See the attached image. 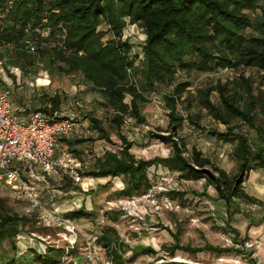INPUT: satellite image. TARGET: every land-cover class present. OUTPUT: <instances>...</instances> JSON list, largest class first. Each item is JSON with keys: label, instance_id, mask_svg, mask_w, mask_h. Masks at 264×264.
Listing matches in <instances>:
<instances>
[{"label": "trees", "instance_id": "16d2710c", "mask_svg": "<svg viewBox=\"0 0 264 264\" xmlns=\"http://www.w3.org/2000/svg\"><path fill=\"white\" fill-rule=\"evenodd\" d=\"M260 1L12 0L9 19L0 24V47H6V52L15 55L13 58H8L9 55L5 57L13 67H27L29 73H32L33 65L39 64L38 59L46 62L47 66L56 62L64 64L66 68L62 71L81 74L112 107V123L118 131L121 147L116 151H106L96 159V168L82 172L83 176L121 178L123 186L114 194L129 197L151 188L148 168L160 165L177 172L178 177L184 180L204 179L205 186H213L217 199L224 203L226 215L231 217L234 199L247 204L261 202L248 194L242 183L251 170H264V134L262 129H258L260 144L254 149L248 137L235 132L232 126L233 121L238 120L255 127L256 101L250 79L241 75L240 81L218 82L197 91L199 105L227 129L213 130L211 134L225 142L234 138L231 155L238 164L235 175H229L196 147H191L188 155H185L188 150L177 132L184 120L196 124L192 115L184 116L177 110L178 99L188 86L187 82L176 84L172 93L163 96L170 110V131L167 134L150 133V137L170 146L167 156L137 158L130 152L134 142L120 134L119 128L125 117L133 118L138 123L144 122L140 103L148 99L143 92L152 91L158 85L172 84L177 69L208 72L242 67L256 69L264 80V4L261 5ZM5 2L0 0V8ZM258 9L261 14L254 17L247 13ZM42 18L49 21L50 30L45 36H40L36 30L44 28ZM103 23L106 29H99ZM127 24L140 26L145 34L141 47L142 59L138 64L135 55H132L131 45L122 39V31ZM248 28H253L255 33L247 34ZM107 33L110 36L104 40ZM55 34H58V39H48V36ZM26 39L34 42L35 52L27 51ZM51 40L56 44H50ZM35 54L38 58H35ZM134 76L140 78L139 87L134 83ZM242 85H245L244 89H241ZM212 91L217 93L218 102L211 100ZM127 97L128 102L125 101ZM64 99L57 94L47 97L50 107L43 106L39 110L48 112L51 108H58ZM83 114L88 117L99 138L110 142L109 132L100 125V121L90 114ZM62 140L70 144L73 142L65 136L57 139L58 142ZM75 142L82 143L84 140L76 139ZM170 196L182 198L183 193L173 192ZM3 207L4 199L0 197V248L6 240L10 246V250L0 249V264H60L63 257L69 254L64 247L51 246H46L42 253L34 248L18 252L14 240L22 227L36 221L28 215L6 213ZM81 208L64 215L80 218L91 214ZM121 214L122 211H113L110 219L116 221ZM224 230L234 234L236 241L237 230L231 227ZM171 234L174 242L164 247L171 256L176 250L192 254L207 251L219 255L240 252L233 246L209 243L195 248L184 247L179 244L178 233ZM97 240L105 248L110 264H126L125 243L119 239L114 227L106 226ZM136 254L137 251H133L132 256Z\"/></svg>", "mask_w": 264, "mask_h": 264}, {"label": "rangeland", "instance_id": "374dc122", "mask_svg": "<svg viewBox=\"0 0 264 264\" xmlns=\"http://www.w3.org/2000/svg\"><path fill=\"white\" fill-rule=\"evenodd\" d=\"M260 4L263 5L264 0L260 1ZM247 13L254 17L261 14V11L258 9L247 11ZM6 14L5 20H8L9 12L6 11ZM41 21L44 29L50 30L47 18H42ZM99 29H106V25L101 24ZM122 33V39H126L131 45L136 63H140L141 47L145 38L142 28L136 24H127ZM246 33L255 32L253 28H248ZM109 36L110 34L107 33L103 37L104 40ZM48 39H58V34L48 36ZM49 43L56 44L52 40ZM5 48L0 47V80L10 90V99L15 104L13 109L17 114L27 116L32 111L47 105V97L55 94L65 99L76 96L81 101L85 114L98 119L100 125L109 132L110 142L100 139L98 132L86 116L78 134L72 133L66 136L73 141L71 144L66 140L57 141L58 148L67 145L68 150L81 161L83 173L95 169L96 159L103 156L106 151H116L121 147L118 131L112 123V107L106 104V99L99 92L94 91L90 82L81 74H69L62 71L61 69L66 67L59 62L47 66L46 62L41 59L36 60L39 64L33 65L32 73L28 72L27 67L22 68L21 66L16 67L18 70H12L9 66H13L5 57L9 55L8 58H13L15 55L6 52ZM36 57L38 58L37 54H35ZM241 75L251 80V91L256 101L254 110L256 123L255 127H251L246 122L236 120L233 121L232 126L235 127V132L245 134L256 149L260 144L258 129H262L264 134V80L256 69L238 67L208 72H186L177 69L172 84L158 85L152 91L143 92L148 99L147 102L140 103L144 122L138 123L133 118L125 117L123 125L119 128L120 134L134 142L130 152L137 158L143 159L155 156L164 157L169 154L170 146L150 137V133L167 134V131H170L168 117L170 110L163 96L166 93H172L176 84L187 82L188 86L178 99L177 110L181 115H192L196 124L184 120L177 132L188 150L185 155H188L191 147H196L229 175H235L238 172V164L231 155L235 146L234 138H229L225 142L211 134L213 130L224 131L226 127L209 116L206 109L199 105L197 91L214 86L218 82L240 81ZM44 77L50 80L49 85L35 86L34 79ZM134 83L139 87L140 78L138 76H134ZM244 87L245 85H242L241 89ZM210 98L218 102V95L215 91L211 92ZM125 101L128 102L129 97ZM76 139H83L84 142H75ZM148 175L151 188L129 197L114 194L115 190L123 186L121 178L83 176V181L79 184H73L64 174H60L56 179H50L49 182L53 186L58 189L68 188L72 193L67 198L56 199L54 205L49 204L46 199L44 201L46 210L50 213L55 211L58 215L68 218L64 214L79 209L77 205L82 202L81 209L84 208L86 212L91 213L80 218H69L78 229L72 248L69 246V241L73 237L65 232L59 221L47 222L46 219L40 217L42 211L32 208L26 201L15 198L8 188L0 183V197L4 199L3 211L9 214L28 215L36 221L22 227L14 240L18 252L34 248L42 253L46 246L64 247L69 250V254L63 257L60 264H106L108 262L107 253L97 237L106 226H112L116 229L119 239L125 243L126 264H173L175 262L264 264V234L257 233L240 241L243 239V234H241V238L234 241V236L223 227L226 217L224 203L217 199L213 186H205L204 179L184 180L178 177L177 172L160 165L149 167ZM242 185L248 194L261 202L247 204L234 199L232 216L237 219L254 215L255 218L264 219V170H251ZM173 192H182V198L180 196L171 198L170 194ZM113 204L120 207L124 205L126 209L120 210ZM116 210L122 211V214L118 220L112 221L111 213ZM231 225L234 226L236 223L232 222ZM176 232L179 244L184 247L195 248L209 243L222 247L233 246L240 252L232 251L219 255L207 251L192 254L185 250H176L171 256L164 247L174 242L171 233ZM1 248L10 250L7 240ZM133 251H137L134 256H132ZM249 251H251L250 255Z\"/></svg>", "mask_w": 264, "mask_h": 264}, {"label": "built area", "instance_id": "2783aa9c", "mask_svg": "<svg viewBox=\"0 0 264 264\" xmlns=\"http://www.w3.org/2000/svg\"><path fill=\"white\" fill-rule=\"evenodd\" d=\"M11 4L12 0H6L0 8V24L5 21L6 11L9 12ZM38 31L40 36L48 33V29L44 28ZM25 43L28 52H35L36 47L32 40L26 39ZM9 68L18 70L15 67ZM49 83L48 78L42 79V84ZM65 101L64 106L48 112L37 109L27 119H19L12 113L9 92L0 82V183L15 198L42 211L40 217L47 222L59 221L65 232L73 237L69 241L72 248L78 232L75 224L69 218H64L55 211L50 213L44 208L46 199L49 204L54 205L56 199L67 198L72 193L68 188L58 189L53 186L50 179L64 174L73 184L83 181L81 161L67 147L58 149L56 145L59 137L78 134L84 124L81 101L76 96ZM81 205L82 202L77 208ZM113 206L120 210L126 209L124 205Z\"/></svg>", "mask_w": 264, "mask_h": 264}, {"label": "crops", "instance_id": "0c3cea01", "mask_svg": "<svg viewBox=\"0 0 264 264\" xmlns=\"http://www.w3.org/2000/svg\"><path fill=\"white\" fill-rule=\"evenodd\" d=\"M14 74L16 73V72H13ZM44 78H47V77H44ZM44 78H37V79H34V83H35V86H37V85H39V86H45V84H42V79H44ZM50 81V80H49ZM0 82H1V84L8 90V92H9V95H10V97H11V93H10V90L7 88V86H5L3 83H2V81L0 80ZM49 85V84H48ZM11 101H12V99H11ZM64 102H65V99H64ZM63 101L60 103V107L63 105H65V103H64ZM49 104H50V102H48V104L47 105H45V106H47V107H50L49 106ZM15 106V104L13 103V101H12V103H11V111H12V113L17 117V118H19V119H27V117L29 116V114L27 115V116H22V114H17V112L15 111V109H13V107ZM82 108H84V107H82ZM51 109H55V108H51ZM51 109H49V110H51ZM48 110V111H49ZM85 112V110L84 111H82V113H84ZM84 115V114H83ZM66 137V136H65ZM64 147H67L66 145H64L62 148H64ZM58 149H61V148H58ZM82 206V205H81ZM224 210H225V208H224ZM259 219V220H258ZM258 221V222H256V223H254L253 221ZM236 223V225H231V223ZM238 222V223H237ZM264 223V219L262 218V217H258V218H255L254 217V215H250V216H248L247 218H237V219H235L233 216H227L226 215V217H225V219H224V221H223V227L225 228H227V227H231V228H233V229H235V230H237V232H238V234H237V236L235 237L236 238V241L238 240L237 238H241L240 236H241V234H243V239L242 240H240V241H243V240H245L246 238H248V236H252V235H255V234H257V233H259V234H261V233H263L264 234V225H262ZM256 227H258V228H256ZM230 233V232H229ZM231 234V233H230ZM233 236H234V234H232ZM234 238V237H233Z\"/></svg>", "mask_w": 264, "mask_h": 264}]
</instances>
